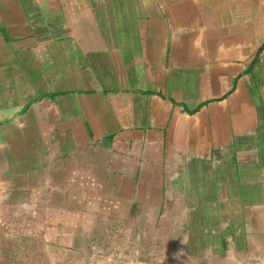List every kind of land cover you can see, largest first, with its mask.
<instances>
[{"label":"crops","instance_id":"crops-1","mask_svg":"<svg viewBox=\"0 0 264 264\" xmlns=\"http://www.w3.org/2000/svg\"><path fill=\"white\" fill-rule=\"evenodd\" d=\"M264 264V0H0V264Z\"/></svg>","mask_w":264,"mask_h":264},{"label":"rangeland","instance_id":"rangeland-1","mask_svg":"<svg viewBox=\"0 0 264 264\" xmlns=\"http://www.w3.org/2000/svg\"><path fill=\"white\" fill-rule=\"evenodd\" d=\"M130 264H134V263H130Z\"/></svg>","mask_w":264,"mask_h":264}]
</instances>
